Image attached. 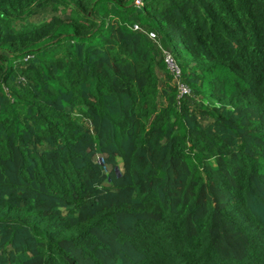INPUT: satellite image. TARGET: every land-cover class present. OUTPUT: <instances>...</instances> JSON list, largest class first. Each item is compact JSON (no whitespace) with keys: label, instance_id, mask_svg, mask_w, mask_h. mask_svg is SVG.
Here are the masks:
<instances>
[{"label":"trees","instance_id":"obj_1","mask_svg":"<svg viewBox=\"0 0 264 264\" xmlns=\"http://www.w3.org/2000/svg\"><path fill=\"white\" fill-rule=\"evenodd\" d=\"M0 264H264V0H0Z\"/></svg>","mask_w":264,"mask_h":264},{"label":"built area","instance_id":"obj_2","mask_svg":"<svg viewBox=\"0 0 264 264\" xmlns=\"http://www.w3.org/2000/svg\"><path fill=\"white\" fill-rule=\"evenodd\" d=\"M149 36L153 39H156V33L154 32H149ZM160 47L162 50L163 59L166 64V67L168 71L171 73V75L173 76L174 81L178 84L179 95L184 96V95L189 94L191 91L190 87L180 80V77L182 75V69L177 59L175 58V56L170 50L163 48L161 45Z\"/></svg>","mask_w":264,"mask_h":264},{"label":"clouds","instance_id":"obj_3","mask_svg":"<svg viewBox=\"0 0 264 264\" xmlns=\"http://www.w3.org/2000/svg\"><path fill=\"white\" fill-rule=\"evenodd\" d=\"M149 34V33H148ZM150 37V36H149Z\"/></svg>","mask_w":264,"mask_h":264}]
</instances>
